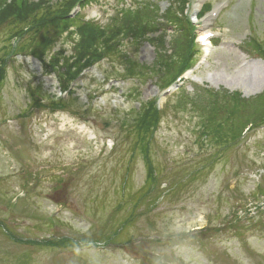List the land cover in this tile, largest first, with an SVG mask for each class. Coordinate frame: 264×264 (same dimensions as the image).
I'll list each match as a JSON object with an SVG mask.
<instances>
[{
	"label": "rangeland",
	"instance_id": "obj_1",
	"mask_svg": "<svg viewBox=\"0 0 264 264\" xmlns=\"http://www.w3.org/2000/svg\"><path fill=\"white\" fill-rule=\"evenodd\" d=\"M188 1L0 0V264H264V127L231 149L207 132L228 127L231 95L238 119L264 105V0ZM62 4L104 27L79 74L65 26L48 23L40 62L24 45L43 34L10 23L25 9L48 22ZM150 102L159 121L141 140Z\"/></svg>",
	"mask_w": 264,
	"mask_h": 264
},
{
	"label": "trees",
	"instance_id": "obj_2",
	"mask_svg": "<svg viewBox=\"0 0 264 264\" xmlns=\"http://www.w3.org/2000/svg\"><path fill=\"white\" fill-rule=\"evenodd\" d=\"M63 6L64 5L62 4L60 8L59 7L57 8L56 10L57 12L55 13V16L53 18L51 17L48 20V22H46L45 20L39 21V23H37L36 21L31 22V20H33L32 17L35 15L33 13V9L30 8L32 9L30 11L25 9L24 12L22 13L17 12L16 16H14V20L10 21V23L13 26V28H15L17 27L18 23L23 22L24 25L21 26V29H20L21 31H19L18 34L24 37L26 36L27 38H29L30 42L33 41L35 36L38 35L39 33L43 34L44 41H39L40 43L37 42L36 44L27 43L24 45L28 48V50L26 51L28 55H31L32 57L38 59L40 62L44 61V56L46 57L48 56L49 54L48 50H50L49 49L50 46L53 45L51 42V39L47 35H45V33L48 32V28H49L48 23L52 21L57 26H59V24H61L62 26H65L66 28L64 32L66 33V35H69L70 37H72L71 47H70L71 52L68 55L67 59H68V62L73 66V71L75 72L76 70H78L77 72H75V74L76 73L79 74L83 70L82 68L84 66H89V64L90 65L94 64V62L96 61L95 59L100 57V55L97 54V52H99L100 50L102 51L105 48L104 43L101 46L100 45L96 46L95 44V39L97 37L99 38L100 36H102L103 34L102 31L104 27L103 26L98 27V25H96V23H94L93 21L83 20V19H80L79 20L80 22L78 24L77 23L74 24L78 18L75 16L70 17L68 15L70 13V9L69 8L63 9ZM24 7L27 8L26 5H24ZM139 8L140 6L138 5L134 8L135 11H131L129 9L130 13H128L130 20L134 19L137 22V29L135 30L136 32L135 36H137L138 34H144V29H141L143 25L141 23V19H142L141 17L143 16L144 12H142V10L140 11ZM166 11H169V18L172 24L174 23L176 25L184 27L185 23L181 22V20L183 19L188 23L187 25L189 26L190 21L186 18L184 9L176 10L175 16L173 18H172V13H171L172 11H171L170 5ZM120 16H121V13H120ZM42 17L43 16H41V18ZM150 22L148 21L146 22V24L148 23V25H152V27H148L147 31L153 32L155 30L153 27L154 22L153 21L152 23ZM128 31L129 32H126V33H129L128 35L132 37L133 39L134 33H131V30H128ZM21 40H22L21 38L18 39L19 42H21ZM190 41H191L190 42L191 46H188L189 56L191 55L190 47L196 46L194 42V35L191 37ZM180 47H181L180 44L177 45L175 53L180 50ZM46 51L48 52L45 55ZM54 53H51L49 55L50 59H52ZM191 66L192 65H189V63L186 62L183 64L179 72L186 71L187 69L191 68ZM67 89H68V86H67ZM66 91L68 90H64V92ZM231 97L233 98V101L235 103L234 105H232L231 111L228 114V127L225 128L224 123H220V124H215V125L213 124L211 127L207 128V132L210 133L215 138V141H218V142L223 141L222 143L224 145H228L227 147L228 149H231L234 147H240V145L245 140L246 136H248V133L252 128L264 127V105L256 109V111L253 113L255 117L249 119L250 118L249 116L252 114V112H250L245 115V118L238 119L237 114L240 113L239 112L240 109H239V105H236V104H238V101L240 99H239V96H236V95H231ZM151 103L152 102H150V104L146 103L147 107L145 108V105H144L143 107L144 110L142 114H140V116L137 117V121H136L137 130L135 131V133L137 132L136 137H138V139L141 138V140H143V138L145 137L148 131L150 132L154 131V128L157 126L158 121H159L158 112L155 110V108H152ZM235 119L236 121L233 122L232 120H235ZM140 132H142V135H140ZM147 148H148V143L146 144L145 147L144 145L141 144V150L142 152H144V154H146ZM257 162H258L257 157L252 155L251 159L247 158V161L245 163H248V164H246L245 166H247V168L256 166L255 164ZM260 186H261L260 183H255V188L257 190L256 194H258L260 197H262V199H264V188ZM247 204L248 202L244 201L245 207ZM259 207L262 208V205L260 206L255 205V208L259 209ZM238 209L241 210V208H238ZM245 209H249V206H247Z\"/></svg>",
	"mask_w": 264,
	"mask_h": 264
},
{
	"label": "bare ground",
	"instance_id": "obj_3",
	"mask_svg": "<svg viewBox=\"0 0 264 264\" xmlns=\"http://www.w3.org/2000/svg\"><path fill=\"white\" fill-rule=\"evenodd\" d=\"M199 2H200V1H198V3H199ZM207 20H209V17L206 19V21H207ZM203 34H204V33H201L200 36H202Z\"/></svg>",
	"mask_w": 264,
	"mask_h": 264
}]
</instances>
